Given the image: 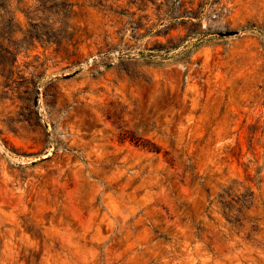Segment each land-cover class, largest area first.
<instances>
[{"label":"rangeland","instance_id":"rangeland-1","mask_svg":"<svg viewBox=\"0 0 264 264\" xmlns=\"http://www.w3.org/2000/svg\"><path fill=\"white\" fill-rule=\"evenodd\" d=\"M0 264H264V0H0Z\"/></svg>","mask_w":264,"mask_h":264}]
</instances>
